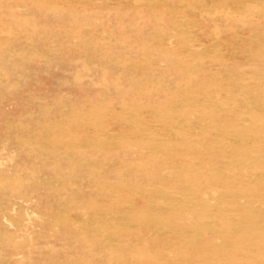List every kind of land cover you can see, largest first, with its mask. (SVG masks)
Segmentation results:
<instances>
[{"label": "rangeland", "instance_id": "obj_1", "mask_svg": "<svg viewBox=\"0 0 264 264\" xmlns=\"http://www.w3.org/2000/svg\"><path fill=\"white\" fill-rule=\"evenodd\" d=\"M212 97L264 116V0H0V264H209L137 224Z\"/></svg>", "mask_w": 264, "mask_h": 264}, {"label": "bare ground", "instance_id": "obj_2", "mask_svg": "<svg viewBox=\"0 0 264 264\" xmlns=\"http://www.w3.org/2000/svg\"><path fill=\"white\" fill-rule=\"evenodd\" d=\"M222 99H208L211 103L200 105L196 111L203 113V120L199 118L194 124L191 119L187 126L183 125L185 132L194 125L200 126L204 136L194 138L183 134L178 141L160 138L154 142L153 146L161 145L172 153L190 151V154L181 157L180 169L167 175L147 174L145 181L157 188L152 189L157 200L150 205L154 216L140 221L137 229L178 234L182 238L180 242L194 245L187 263L204 257L209 264H264V116L246 114L239 101ZM227 104L233 106L228 113L207 111ZM245 104L250 105L247 101ZM234 115H237L236 123H233ZM238 123L248 126L240 127ZM253 129L257 131H247ZM178 130L182 134L183 129ZM218 130L235 134H211ZM207 146L211 151L198 152ZM197 162L202 167H196ZM219 243L236 244L239 248L220 252ZM209 247L214 248L211 253H200ZM157 255L150 256L154 264L174 261L172 256L162 254L165 263L157 262L153 259ZM242 255L251 262L239 260Z\"/></svg>", "mask_w": 264, "mask_h": 264}]
</instances>
